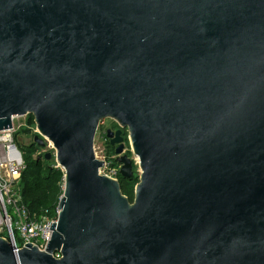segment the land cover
<instances>
[{"label":"water","instance_id":"obj_1","mask_svg":"<svg viewBox=\"0 0 264 264\" xmlns=\"http://www.w3.org/2000/svg\"><path fill=\"white\" fill-rule=\"evenodd\" d=\"M29 115L64 193L0 264H264V0H0V131Z\"/></svg>","mask_w":264,"mask_h":264},{"label":"built area","instance_id":"obj_2","mask_svg":"<svg viewBox=\"0 0 264 264\" xmlns=\"http://www.w3.org/2000/svg\"><path fill=\"white\" fill-rule=\"evenodd\" d=\"M27 117L13 118L12 128L0 131V237L5 238L18 249L29 243L40 251H45L52 239L51 227L54 223L57 224L58 216L57 218L37 216L25 205L21 194L20 182L26 165L15 136L26 128L30 129L31 139L39 134L36 124L35 128L27 125ZM103 123L104 121L101 125ZM47 145L54 149L51 142L46 141ZM44 148L37 152L35 157L45 155ZM103 161L104 166L100 169V174L119 180L121 166L119 164L114 166L108 159ZM55 257L61 256L55 254Z\"/></svg>","mask_w":264,"mask_h":264},{"label":"trees","instance_id":"obj_3","mask_svg":"<svg viewBox=\"0 0 264 264\" xmlns=\"http://www.w3.org/2000/svg\"><path fill=\"white\" fill-rule=\"evenodd\" d=\"M26 122L29 127L35 128L33 116L29 115ZM116 127V129L119 128L118 126ZM101 129H104L103 126H101L99 130ZM29 134L30 129L26 128L15 136V141L23 153L24 163L26 165L20 182L21 194L25 205L32 213H35L39 217L49 216L51 218H57L58 206L64 193L65 173L61 167H58L57 162L53 158L47 160L46 154L35 157V154L41 151L42 147L34 142V138L31 139L29 144H21L19 142L20 136L29 137ZM104 138L106 140L107 159L110 160L114 166H117L115 149L110 145L106 133L104 134ZM125 140L128 141V138L126 137ZM129 154H131L130 151ZM119 181L121 183L123 195H125L130 202H133L135 187L139 182L138 167L134 166V175L132 178L124 179L119 175Z\"/></svg>","mask_w":264,"mask_h":264},{"label":"rangeland","instance_id":"obj_4","mask_svg":"<svg viewBox=\"0 0 264 264\" xmlns=\"http://www.w3.org/2000/svg\"><path fill=\"white\" fill-rule=\"evenodd\" d=\"M103 126L104 129H100V127ZM98 129V132H97V135L95 137V144H94V147H95V152H96V156L99 160H107L108 156L106 154L107 152V148H106V144H105V138H104V134L107 133L108 130H117L116 126H118V124L111 120V119H106L104 121V123L101 125ZM119 127V126H118ZM123 133H124V140L126 139V137L128 138L129 137V133L127 130H123ZM127 134V135H125ZM19 142L21 144H29L31 142V138L27 137V136H20L19 138ZM129 142V138H128V141L125 140V150H126V154L129 155L130 158L133 159L134 161V165H133V170H134V166H137L138 167V172L140 174V168H139V161H138V158L131 152V145H130V142ZM44 151L45 153H50L52 155V158L56 161V152L55 150L52 148L49 147V145H47L45 148H44ZM129 151L131 152V154H129ZM51 158V159H52ZM104 162V161H103ZM14 225H15V221H14Z\"/></svg>","mask_w":264,"mask_h":264}]
</instances>
